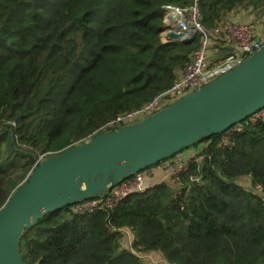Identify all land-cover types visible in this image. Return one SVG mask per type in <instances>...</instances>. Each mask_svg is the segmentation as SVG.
Masks as SVG:
<instances>
[{
  "label": "trees",
  "instance_id": "trees-1",
  "mask_svg": "<svg viewBox=\"0 0 264 264\" xmlns=\"http://www.w3.org/2000/svg\"><path fill=\"white\" fill-rule=\"evenodd\" d=\"M190 2L0 0V208L34 155L49 158L90 139L171 85L199 39L163 43L162 6ZM198 7L208 29L238 7L264 16V0H198ZM218 137L192 145L209 142L180 174L175 196L162 182L108 213L73 214L69 206L44 215L23 231L24 261L141 264L113 226L131 229L134 247L168 264H264V203L240 183L250 177L264 186V121L235 134L230 149L216 148Z\"/></svg>",
  "mask_w": 264,
  "mask_h": 264
},
{
  "label": "water",
  "instance_id": "water-1",
  "mask_svg": "<svg viewBox=\"0 0 264 264\" xmlns=\"http://www.w3.org/2000/svg\"><path fill=\"white\" fill-rule=\"evenodd\" d=\"M181 35L168 32L167 43L188 45L194 39ZM263 108L264 45L231 71L141 122L96 134L37 162L26 183L0 208V264H26L21 236L44 215L105 195L129 175L202 138L219 136Z\"/></svg>",
  "mask_w": 264,
  "mask_h": 264
},
{
  "label": "built area",
  "instance_id": "built-area-1",
  "mask_svg": "<svg viewBox=\"0 0 264 264\" xmlns=\"http://www.w3.org/2000/svg\"><path fill=\"white\" fill-rule=\"evenodd\" d=\"M190 1L189 5L183 7L174 5L162 6L163 30L160 33V40L162 37L164 42H167L166 34L170 31L181 32L180 39L192 38L194 35L192 40L194 42L198 38V48L192 52L189 60L176 71L175 79L167 89L141 107L120 113L108 120L94 132L95 135L141 122L231 71L264 45V18L248 21H244L242 18L245 14L244 12H249L251 18L254 16L250 9L244 10L238 7L226 15L223 23L208 29L199 21L198 0ZM259 121H264V108L221 133L216 141V148L221 150L230 149L232 137L235 134L243 132L246 128L254 126ZM47 155L49 153H46L44 159H46ZM202 158L203 153H198L194 158L181 159L173 157L161 161L120 180L105 195H97L90 199L76 202L70 206V211L73 214H86L96 211L108 213L116 208L126 197L135 193H143L147 188L151 187L146 186L145 182L147 178H151L154 175L155 171L168 172L165 174L169 181L167 184L174 188L175 196L184 187L180 174L187 170L192 161L199 163ZM190 179L196 182L198 177H191ZM241 186L244 190L263 200L264 186L261 184H251L250 187ZM190 189L191 185L187 184L185 191L188 192ZM108 229L110 232H116L122 237L125 248L141 264L152 263L147 254L148 252L143 251L141 247L133 246L134 238L132 240L128 236L129 230L133 234L131 229H117L113 226L108 227Z\"/></svg>",
  "mask_w": 264,
  "mask_h": 264
},
{
  "label": "crops",
  "instance_id": "crops-1",
  "mask_svg": "<svg viewBox=\"0 0 264 264\" xmlns=\"http://www.w3.org/2000/svg\"><path fill=\"white\" fill-rule=\"evenodd\" d=\"M161 40L162 42H164L162 37H161ZM208 143H204V145H200L198 147L192 146L190 148L184 149L180 153H178L176 156L181 159L194 158L198 153H200V151H202L204 148L207 147ZM167 173H168L167 171H155L154 175L151 178L146 179V182H145L146 186H153L155 184H159L160 182L169 183L167 176H165V174ZM241 180L242 182L240 181V183L243 186L250 187L252 184L250 177H244ZM128 236L133 240L135 234H132L131 231L129 230ZM147 254L152 260L151 264H164V263L167 264L166 262H164V258L159 252L152 251V252H148Z\"/></svg>",
  "mask_w": 264,
  "mask_h": 264
},
{
  "label": "rangeland",
  "instance_id": "rangeland-1",
  "mask_svg": "<svg viewBox=\"0 0 264 264\" xmlns=\"http://www.w3.org/2000/svg\"><path fill=\"white\" fill-rule=\"evenodd\" d=\"M245 14L243 15V20L244 21H248V20H254V19H259V18H264V16H253L252 18H251V14L248 12V13H246V12H244ZM264 15V14H263ZM218 140V139H217ZM204 143H208V142H202V143H200V144H198V145H196V146H194V147H198V146H200V145H204ZM190 148V147H189ZM45 155H46V153H38L37 155H34V158H35V161L33 162V164L31 165V168H30V171L26 174V176L24 177V178H22L20 181H19V186H21V185H23L25 182H26V180L28 179V175L30 174V172H31V170H33L35 167H36V165H37V162L38 161H41V160H44V158H45ZM174 157H177V156H174ZM173 158V157H172ZM18 186V187H19ZM263 203H264V197H263ZM136 238V237H135ZM119 241H120V244L122 245V246H124V244H123V242H122V237L120 236V239H119ZM164 262H166L165 261V259H164ZM167 263V262H166ZM165 264V263H164ZM168 264V263H167Z\"/></svg>",
  "mask_w": 264,
  "mask_h": 264
},
{
  "label": "clouds",
  "instance_id": "clouds-1",
  "mask_svg": "<svg viewBox=\"0 0 264 264\" xmlns=\"http://www.w3.org/2000/svg\"><path fill=\"white\" fill-rule=\"evenodd\" d=\"M164 43V42H163ZM165 43H167V42H165Z\"/></svg>",
  "mask_w": 264,
  "mask_h": 264
}]
</instances>
